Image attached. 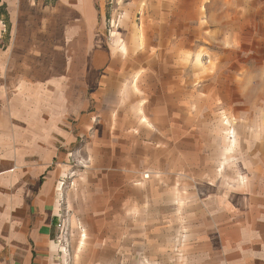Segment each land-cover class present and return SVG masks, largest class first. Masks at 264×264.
Returning a JSON list of instances; mask_svg holds the SVG:
<instances>
[{
	"label": "crops",
	"instance_id": "1",
	"mask_svg": "<svg viewBox=\"0 0 264 264\" xmlns=\"http://www.w3.org/2000/svg\"><path fill=\"white\" fill-rule=\"evenodd\" d=\"M3 1L20 13L0 62V264H264V122L245 126L240 85L261 68L222 60L199 85L195 60L257 54L264 0H124L113 37L105 0Z\"/></svg>",
	"mask_w": 264,
	"mask_h": 264
},
{
	"label": "rangeland",
	"instance_id": "2",
	"mask_svg": "<svg viewBox=\"0 0 264 264\" xmlns=\"http://www.w3.org/2000/svg\"><path fill=\"white\" fill-rule=\"evenodd\" d=\"M49 3H54V0H46ZM124 0H105L104 1V9H105V28L104 31L106 33V35L108 37H113L114 35V30L117 29L121 23V18H123V8H121V4H123ZM24 7V6H23ZM11 12L13 14H18L20 13V6L18 4L12 5L10 6V11H9V7L7 6V4L3 1L0 0V62L2 59V54L5 52L6 48L10 49V52L12 50L13 43L15 41L16 38V34H14L16 32L15 29H13V24L10 21V16H11ZM262 25V30H263V36L261 38V42L257 43V45L261 48L258 49V53L260 51H264V23L261 22ZM14 30V31H13ZM253 40V39H252ZM203 43H205L204 40H202ZM251 40L250 39H246V45L245 48H250L249 42ZM215 45H221L219 43V41H215L214 42ZM236 44V43H235ZM234 45L232 43H224L223 49H214L215 51H218L219 53H216L218 55H213L211 56V54H199L196 56V61L198 62V69H201L202 71H199L198 74H202V77H199L198 81H199V85L203 84L206 82L207 79H209L211 77V75L213 73H215V71L217 70H211L212 65L216 62H226L227 64L231 65L236 63V62H241L242 60L247 61L248 63H255L257 64L261 70H254V71H246L245 72V80H243L242 82L240 81V85L245 86V88H242V91L244 92V90L246 91V93L251 96H248L249 101H246L248 103L245 104V109L246 111H253L252 113L255 114L254 115H249L248 118L244 119V123L246 127H259V124H263L261 121L264 122V54H255V55H249V53H247L246 56H242L239 54H235L232 47ZM253 47V46H251ZM224 50L225 52L229 50V53H223L221 54V51ZM189 59V57H188ZM219 74L222 75V78L219 79L218 82V86L221 87L223 86L225 89H227V91H229V97L230 100H233L235 93L238 94V92H235L236 89V83L239 81L238 76H241L242 72H238L237 70L234 69H229L224 72H219ZM256 83L257 85L259 84V86L253 87V85L255 86ZM223 90L224 93L226 92V90ZM201 93V92H199ZM242 93V92H240ZM205 94V93H203ZM227 96V95H226ZM232 107H236L239 106V104L237 103V96H236V100L235 102H231ZM241 106H243V104H240ZM261 116L259 121L256 117ZM65 121V120H64ZM264 125V124H263ZM240 138L238 139V141H243L245 142L244 138L247 136H244L243 134L239 135ZM75 163L77 164V160H74ZM231 167V166H230ZM224 168L221 169L220 167L215 168V175H220L223 172ZM67 178V177H66ZM186 188V186H184ZM184 188V189H185ZM183 189V190H184ZM67 215V214H66ZM65 217L68 218V215ZM64 229L62 230V232L59 230V236L61 238V241L63 243L66 242H70L71 239L73 237V233L71 231V222H69V218H68V223H66L64 225ZM67 228V229H66ZM66 229V230H65ZM69 248L68 246H66V251H68Z\"/></svg>",
	"mask_w": 264,
	"mask_h": 264
},
{
	"label": "built area",
	"instance_id": "3",
	"mask_svg": "<svg viewBox=\"0 0 264 264\" xmlns=\"http://www.w3.org/2000/svg\"><path fill=\"white\" fill-rule=\"evenodd\" d=\"M62 223H63V222L60 221V222L57 224V227L59 228L60 231L63 230V224H62Z\"/></svg>",
	"mask_w": 264,
	"mask_h": 264
},
{
	"label": "bare ground",
	"instance_id": "4",
	"mask_svg": "<svg viewBox=\"0 0 264 264\" xmlns=\"http://www.w3.org/2000/svg\"><path fill=\"white\" fill-rule=\"evenodd\" d=\"M75 9V8H74Z\"/></svg>",
	"mask_w": 264,
	"mask_h": 264
}]
</instances>
